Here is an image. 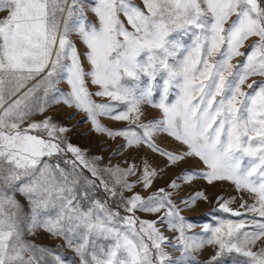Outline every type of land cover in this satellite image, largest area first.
<instances>
[{"label":"snow or ice","instance_id":"6c2138e0","mask_svg":"<svg viewBox=\"0 0 264 264\" xmlns=\"http://www.w3.org/2000/svg\"><path fill=\"white\" fill-rule=\"evenodd\" d=\"M142 5L0 0V264H68L29 239L38 232L59 238L79 264H200L194 254L206 247L205 264L233 253V264H264V80L253 79L264 77V0ZM61 105L84 113L92 131L122 137L120 151L146 146L164 167L89 157L47 114ZM144 105L159 117L141 121ZM101 117L127 126L110 129ZM157 133L179 147L159 146ZM189 159L203 170L182 169L147 196L135 191ZM194 178L229 181L252 203L241 198L234 209L235 197H218L217 210L236 219L194 232L180 205L207 196L179 195Z\"/></svg>","mask_w":264,"mask_h":264},{"label":"rangeland","instance_id":"374dc122","mask_svg":"<svg viewBox=\"0 0 264 264\" xmlns=\"http://www.w3.org/2000/svg\"><path fill=\"white\" fill-rule=\"evenodd\" d=\"M137 5H142V0H135ZM4 13H0V16H3ZM88 18L90 21L95 22L96 18L92 13H88ZM123 19V17H122ZM126 22V21H125ZM130 28V26H129ZM73 42L77 45L78 50L83 53L85 51V46L78 39V37L73 34L72 35ZM187 39H185V43H187ZM247 51V48L242 49ZM242 58H236L232 62L237 63ZM85 67L88 65L85 63ZM253 79L257 81L264 80V77H253ZM158 82H161L158 80ZM251 82V81H249ZM60 88L67 91V84L62 82L59 85ZM90 90L95 91V86L90 85ZM159 92L157 91L155 98L158 99ZM174 97H170V100ZM100 100L101 98H96ZM144 115L141 116V121L146 122L158 118L160 113L157 109L151 107L150 105L143 106ZM55 120L61 122L62 124L71 128V131L67 134L68 139L74 145L79 146L89 157L94 155L102 156L103 163L108 164L109 162L113 165L121 164L124 165V162L127 160L129 163H137L139 164L143 159L147 158L153 165L158 166L159 168L164 167L165 160L161 158L158 154L152 153L146 146H141L139 149L129 147L126 150L120 151L121 145L125 143L122 137L117 138H109L106 134H100L91 130L90 122H85L86 117L84 113L77 112L74 109L67 108L63 105L55 107L51 109L48 113ZM72 116L74 118L69 119ZM40 117H36L39 119ZM101 123L110 129H121L127 126V122H116L107 117L100 118ZM155 142L166 149H175L178 148L179 145L176 141H174L171 137L167 136L164 133L155 134ZM192 169V170H203V165L198 159H189L179 165V167L169 168L162 174L161 177H158L155 181L153 188L148 192L143 191L139 186L135 189V191L140 192L142 195L147 196L151 191H154L158 187H163L167 184L170 179L175 178L177 173H180L182 169ZM136 177H131V180H135ZM196 191H203L207 196V199H199L195 202V205L192 207L185 208L183 205H180L182 209V215L186 218H189L192 222H194L197 226L193 229L194 232H201L202 226L204 223H212L215 224L218 219L221 218H232L230 214L223 213L218 211L217 198L223 197V199L227 200L230 197H235V203L231 205L232 208H238L241 203V198L243 200H247L249 204L252 203V198L244 192L237 193L234 189V186L229 181H214L212 184H208L204 179L194 178L192 182L189 184L182 185V190L179 195L188 197L194 195ZM130 195V194H129ZM17 199L20 200L22 204H26V201L22 196H17ZM142 218L154 219V216H149L146 213H138ZM251 215V214H248ZM170 235V233H169ZM29 239L33 240L36 244L43 245L52 249L57 250L68 264H79L78 258L75 257V254L66 248H60L59 245L62 244V241L59 238H52L45 233L38 232L35 237H29ZM171 251V250H170ZM213 253V249L211 247H206L203 250L195 253V260L199 261L200 264H205L206 260ZM178 256L179 253H173ZM234 259H240L235 253L233 254H224L219 258V264H233Z\"/></svg>","mask_w":264,"mask_h":264}]
</instances>
